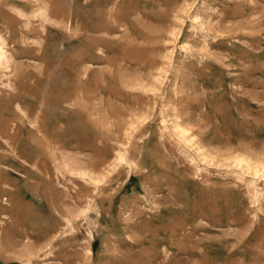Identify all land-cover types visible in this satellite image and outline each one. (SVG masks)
I'll return each mask as SVG.
<instances>
[{
  "label": "rangeland",
  "instance_id": "374dc122",
  "mask_svg": "<svg viewBox=\"0 0 264 264\" xmlns=\"http://www.w3.org/2000/svg\"><path fill=\"white\" fill-rule=\"evenodd\" d=\"M0 264H264V0H0Z\"/></svg>",
  "mask_w": 264,
  "mask_h": 264
}]
</instances>
